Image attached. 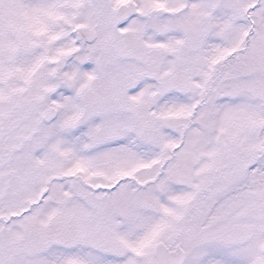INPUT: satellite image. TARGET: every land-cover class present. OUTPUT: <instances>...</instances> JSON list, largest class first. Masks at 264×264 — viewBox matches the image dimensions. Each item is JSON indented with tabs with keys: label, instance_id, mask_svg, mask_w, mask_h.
<instances>
[{
	"label": "snow or ice",
	"instance_id": "1",
	"mask_svg": "<svg viewBox=\"0 0 264 264\" xmlns=\"http://www.w3.org/2000/svg\"><path fill=\"white\" fill-rule=\"evenodd\" d=\"M0 264H264V0H0Z\"/></svg>",
	"mask_w": 264,
	"mask_h": 264
}]
</instances>
